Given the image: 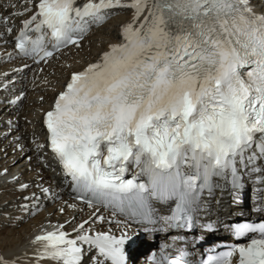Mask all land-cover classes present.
<instances>
[{
    "label": "snow or ice",
    "instance_id": "6c2138e0",
    "mask_svg": "<svg viewBox=\"0 0 264 264\" xmlns=\"http://www.w3.org/2000/svg\"><path fill=\"white\" fill-rule=\"evenodd\" d=\"M29 2L34 11L14 13L32 12L16 48L37 63L79 47L113 10H132L119 41L71 73L44 121L51 151L90 208L111 205L151 220L153 201L174 202L162 219L191 229L201 194L219 186L214 178L237 191L252 174L264 184V0L260 10L254 0ZM87 223L75 237L63 225L37 235L39 260L128 264L136 241L127 231L92 234ZM233 231L244 242L200 264H264V222ZM188 256L162 252L156 264H192ZM0 264L9 262L0 256Z\"/></svg>",
    "mask_w": 264,
    "mask_h": 264
},
{
    "label": "bare ground",
    "instance_id": "6f19581e",
    "mask_svg": "<svg viewBox=\"0 0 264 264\" xmlns=\"http://www.w3.org/2000/svg\"><path fill=\"white\" fill-rule=\"evenodd\" d=\"M1 1L0 54L5 55L0 61V86L5 85V88L0 90V256L9 264H52L39 260L40 245L33 243L35 237L57 230L61 225L63 231L74 236L79 225L88 221L85 229L91 233L110 228L131 230L136 237L135 245L130 248L131 260L133 264H146L143 257L158 239L156 232L146 234L138 231L135 225L110 223L106 218L101 221L97 217L105 214L102 210L87 209L74 203L65 182L56 180L55 170L43 165L51 156L41 147L40 115L51 108L71 73L82 71L88 64L96 62L110 44L119 41L121 27L130 22L132 10H113L109 19L91 26L93 30L79 47H70L39 65L31 66L33 63L29 60L6 63L3 58L14 55L11 43L14 27L24 16L15 15L13 9L25 10L32 3L29 0ZM254 2L260 10L261 0ZM18 64L21 66L15 70L30 68L29 71H9ZM229 208L221 211L222 214L229 215Z\"/></svg>",
    "mask_w": 264,
    "mask_h": 264
},
{
    "label": "rangeland",
    "instance_id": "374dc122",
    "mask_svg": "<svg viewBox=\"0 0 264 264\" xmlns=\"http://www.w3.org/2000/svg\"><path fill=\"white\" fill-rule=\"evenodd\" d=\"M4 55H5V54H0V57H1V56H4ZM3 59H4V61H5V58H3ZM1 60H2V57L0 58V61H1ZM5 62H6V63H10V62L7 61V60H6ZM20 66H21V65L18 64V65L14 66V67L12 68L13 70L10 69L9 71L12 72V71H14V70L16 69V67H20ZM31 66H33V65H31ZM31 66H30V67H31ZM29 69H30V68H29ZM29 69H27V70L22 69V70H19V71H18V70H15V71H16V72H19V73H22V72H25V73H26V71H29ZM28 74H29V72H28ZM28 83H29V82H28ZM153 247H154V245H153Z\"/></svg>",
    "mask_w": 264,
    "mask_h": 264
}]
</instances>
